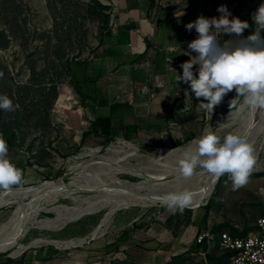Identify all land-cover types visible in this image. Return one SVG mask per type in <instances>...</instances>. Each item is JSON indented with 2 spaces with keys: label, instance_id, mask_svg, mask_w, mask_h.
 Segmentation results:
<instances>
[{
  "label": "rangeland",
  "instance_id": "obj_1",
  "mask_svg": "<svg viewBox=\"0 0 264 264\" xmlns=\"http://www.w3.org/2000/svg\"><path fill=\"white\" fill-rule=\"evenodd\" d=\"M160 1L166 3L179 39V56L170 70L173 85L165 87L171 97L167 117L154 118L160 132L84 137L82 121L70 108L69 68L87 57L110 29L109 6L100 0H0V95L18 105L13 112L0 110V133L23 161L26 178L8 191L0 188V229L4 238L23 231L20 243L27 247L18 257L12 256L16 249L0 252V264H18L24 254L46 251L64 259L86 249L92 238L102 243L97 264H227L231 253L220 247V235L244 237L256 230L264 215L257 195L264 175V110L245 105L243 97L230 109L229 101L236 97L232 90L210 115L194 94L185 97L188 85L176 84L175 78L176 72L182 75L179 65L189 60L188 43L198 35L185 25L200 15L219 17L216 9L225 4L233 16L249 23L243 33L247 37L255 29L251 15L264 0ZM214 34L222 43L232 39ZM208 125L221 138L235 134L252 144L256 164L248 183L233 190L225 174L202 206H188L182 213L153 202L184 190L193 193V201L198 198L212 175L197 168L191 177H182L179 161L185 151L195 152L192 141ZM60 179L59 193L45 191V184ZM124 181L136 185L135 194L63 191L97 183L114 188ZM86 210L91 211L67 222ZM201 232L212 238L198 244ZM81 239L86 240L83 246H62ZM96 249L93 255L101 252Z\"/></svg>",
  "mask_w": 264,
  "mask_h": 264
},
{
  "label": "crops",
  "instance_id": "obj_2",
  "mask_svg": "<svg viewBox=\"0 0 264 264\" xmlns=\"http://www.w3.org/2000/svg\"><path fill=\"white\" fill-rule=\"evenodd\" d=\"M100 1L112 13L110 29L87 57L70 65L73 101L70 108L80 117L86 135L95 133L93 124L100 119L111 120L112 133L160 132L161 126L154 123V118L167 117L171 97L165 93V87L173 85L170 70L179 56V39L166 13V3ZM66 106L69 108L67 102ZM98 133H101L99 129ZM8 156L23 170L24 182L23 161L13 149H9ZM95 240L86 249L70 252L64 259H56L50 251L27 253L18 264H97L103 250H98L102 243ZM94 249L101 252L93 255Z\"/></svg>",
  "mask_w": 264,
  "mask_h": 264
},
{
  "label": "clouds",
  "instance_id": "obj_3",
  "mask_svg": "<svg viewBox=\"0 0 264 264\" xmlns=\"http://www.w3.org/2000/svg\"><path fill=\"white\" fill-rule=\"evenodd\" d=\"M216 11L219 17L200 15L185 25L186 31L195 29L198 35L187 45L189 51L185 55L189 60L179 65L182 75L174 70L175 83L188 85L185 97L191 98L194 94L200 101L198 105L210 115L232 90H235L236 97L229 101L230 109L235 107L238 97H243L245 105L264 110V35L261 34L264 31V3L252 13L255 29L247 37L243 36L250 28L247 21L233 16L225 4L219 5ZM216 32L232 39L222 43L214 34ZM2 75L0 73V77ZM17 107L6 94L0 95V110L13 112ZM212 129L208 125L202 135L192 141L197 146L194 153L184 152L179 161L180 175L191 177L197 168L216 178L229 174L233 190H238L248 183L256 164L253 146L243 136L227 134L221 138ZM8 152L7 141L0 133V188L5 190L20 185L23 178V170L10 161ZM158 199L170 211L182 213L192 203L193 193L184 190Z\"/></svg>",
  "mask_w": 264,
  "mask_h": 264
},
{
  "label": "bare ground",
  "instance_id": "obj_4",
  "mask_svg": "<svg viewBox=\"0 0 264 264\" xmlns=\"http://www.w3.org/2000/svg\"><path fill=\"white\" fill-rule=\"evenodd\" d=\"M253 127V125H251ZM127 172V171H126ZM128 173L132 174V175H137V173L134 172H129ZM219 178H216L214 176H211L206 182L205 185L198 191V198L196 200H192V203L190 204L189 207L191 208H197L202 206L207 198L211 195L215 185L217 184ZM62 180L60 179L57 182H50L44 185L45 191L48 192H54V193H59L60 189L63 187L62 185ZM98 184V183H97ZM97 184H95L94 186H90V187H78L74 190L71 191H65L64 192L68 193L69 195H72L74 193H114V194H125L127 193L128 195H132L135 194V190H136V185L130 183L129 181H124V182H117L118 186L114 187V188H103V187H99ZM100 184V183H99ZM112 184V183H111ZM38 187V186H37ZM68 190V189H67ZM8 191V190H7ZM24 190H19V192H23ZM26 191V190H25ZM34 191V190H31ZM36 191V190H35ZM5 194V193H4ZM7 194V193H6ZM13 194V193H12ZM46 194V193H45ZM51 194V193H50ZM15 195V194H14ZM13 195V196H14ZM36 195V194H35ZM49 195V194H48ZM111 195V194H110ZM12 196V195H11ZM42 196V195H41ZM52 196V195H51ZM136 196V195H135ZM138 197V196H137ZM142 198V197H141ZM3 199V198H2ZM149 200V199H148ZM151 200V199H150ZM153 202H160V200L158 198L152 199ZM93 205V204H92ZM1 206V205H0ZM101 208V207H100ZM99 208V209H100ZM95 209V208H94ZM73 210V209H72ZM93 210V209H92ZM91 210H86V211H82L81 214H78L76 217H72L70 219L67 220V222L69 221H73L74 219H78L79 217H81L82 215H84V212H89ZM22 221V220H21ZM20 225V224H19ZM17 225V226H19ZM40 228L42 229L43 226H40ZM20 229V228H19ZM23 229V228H21ZM19 231V230H18ZM17 231V233L13 234L11 237L8 238H4L3 235L1 234V229H0V252H4L10 249H16V252H13L12 256L13 257H18L19 255H21L26 249L27 247L23 246L20 243V240L23 238V231L22 233H19ZM21 232V231H20ZM96 234H93V237ZM91 238V237H90ZM93 239V238H92ZM39 242L33 243V244H37ZM46 243V242H45ZM56 243V242H55ZM86 243L85 239H81V240H75V241H70V242H65L62 246L63 247H68L69 246H77V245H83Z\"/></svg>",
  "mask_w": 264,
  "mask_h": 264
},
{
  "label": "built area",
  "instance_id": "obj_5",
  "mask_svg": "<svg viewBox=\"0 0 264 264\" xmlns=\"http://www.w3.org/2000/svg\"><path fill=\"white\" fill-rule=\"evenodd\" d=\"M262 183L257 190L264 211V175ZM264 215L256 224V230L247 236H234L224 232L219 237L220 247L231 253L227 264H264ZM209 233L201 232L197 236V243L202 244L211 239Z\"/></svg>",
  "mask_w": 264,
  "mask_h": 264
},
{
  "label": "trees",
  "instance_id": "obj_6",
  "mask_svg": "<svg viewBox=\"0 0 264 264\" xmlns=\"http://www.w3.org/2000/svg\"><path fill=\"white\" fill-rule=\"evenodd\" d=\"M105 9H107V7H104ZM2 47V46H0ZM93 129L95 131V133L98 134V129L101 131V134L106 136V137H111L112 132H113V127H112V123L110 119H100L97 120L94 124H93ZM86 136V134H84V137ZM221 227V225L219 226Z\"/></svg>",
  "mask_w": 264,
  "mask_h": 264
}]
</instances>
